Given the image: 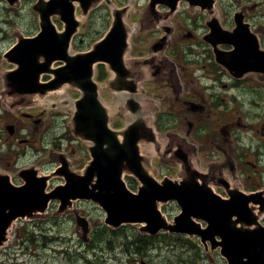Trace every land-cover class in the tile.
Here are the masks:
<instances>
[{
	"label": "water",
	"instance_id": "obj_1",
	"mask_svg": "<svg viewBox=\"0 0 264 264\" xmlns=\"http://www.w3.org/2000/svg\"><path fill=\"white\" fill-rule=\"evenodd\" d=\"M100 1L37 0L34 9L38 13L39 32L18 37L5 54L16 65L2 74V93L7 103L13 108L40 105L69 112L72 131L82 138L91 159L84 169L75 171L60 157L62 166L53 174L62 175L65 183L49 192L45 189L52 174L37 176L32 169H23L19 172L24 180L22 185H14L9 175L0 174V246L15 218L41 213L52 198L61 201V210L81 198L96 201L105 210L104 221L112 227L139 223V230L150 234L165 230L197 235L205 244L209 242L211 249L219 247L226 264H264V225L259 222L264 195L244 193L221 177H211L212 173L198 167L190 146L172 135L160 140L151 127L152 104L140 97L139 84L165 63L160 57L169 32L165 20L151 21L165 30L153 44L151 55L130 58L127 52L132 27L127 14L133 0L122 7L105 0L112 15L106 34L88 51L70 49L72 35L85 23L89 9ZM155 1L144 12L145 19L152 20L150 12ZM77 5L81 8L80 16L75 14ZM53 15L64 23L62 30L56 29ZM233 55L245 65H253V69L257 63V69L264 74V51L239 49ZM56 60L63 63L53 67ZM98 62H105L111 71L104 84L114 93L111 100L99 95L101 84L93 79ZM43 73L51 79L41 81ZM66 89L78 90L79 97L70 98ZM53 93L60 100L47 98ZM69 104L73 108H68ZM116 114L125 119V125L119 129L109 124ZM153 156L177 164V174L155 179L150 166ZM125 173L140 182L136 192L126 186ZM213 184L222 185L228 197L214 193ZM171 200L180 212L167 220L160 205ZM199 219L206 225L202 226ZM77 222L86 232L87 222L79 218Z\"/></svg>",
	"mask_w": 264,
	"mask_h": 264
},
{
	"label": "flooded vegetation",
	"instance_id": "obj_2",
	"mask_svg": "<svg viewBox=\"0 0 264 264\" xmlns=\"http://www.w3.org/2000/svg\"><path fill=\"white\" fill-rule=\"evenodd\" d=\"M19 1L20 5L16 6L8 0H0V6L8 12L9 19L22 17V8L14 7H22L23 2L32 5L36 0ZM122 1L119 0L120 3ZM165 1L168 2H162ZM174 1L177 7L168 14V40L160 52V57L168 63L155 71L152 79L145 81L142 88L143 96L154 104L152 122L162 135L174 128V133L188 141L199 167L212 173L211 177H221L244 191L262 188L263 169L260 171L257 167L259 163L249 157L250 151L258 159L261 153L258 145L253 144L254 135H244L247 132L242 127V113L249 115L252 121L256 119L258 100L263 98V79L260 73L251 70L234 73L232 63L228 61L230 57L226 56L234 49L256 45L264 48V0H169ZM158 6L166 11L162 4ZM165 11L160 18L167 15ZM31 12V21L37 25V15ZM156 16L154 14L153 18ZM144 20L152 21L150 17ZM3 23L6 22L1 19L0 24ZM239 27L241 30H233ZM219 28L234 32V39H226L225 42L213 39L212 31ZM2 30L0 28V32ZM160 33L155 30L147 40L152 36L156 38ZM150 49V45L145 46L137 54L150 56ZM215 49L228 62L219 63ZM1 58L5 67L0 69L10 68V64ZM234 63L244 67L238 57H235ZM14 113H22L31 122L36 120V125L42 124L44 112H23L20 109ZM261 120L249 124L253 127L249 134L259 131V127L264 129L260 126ZM158 138L161 140L164 137L161 138L158 133ZM19 142L28 140L23 138ZM260 143L263 142L260 140ZM248 146L250 150H247ZM212 187L218 196L228 197L222 185L213 184Z\"/></svg>",
	"mask_w": 264,
	"mask_h": 264
},
{
	"label": "rangeland",
	"instance_id": "obj_3",
	"mask_svg": "<svg viewBox=\"0 0 264 264\" xmlns=\"http://www.w3.org/2000/svg\"><path fill=\"white\" fill-rule=\"evenodd\" d=\"M139 10L136 7V12ZM7 14L8 12L0 6V21L4 19L6 22L0 24V28H3L0 32V67L2 68L5 67V64L2 62L1 55L15 40L12 34L14 28L21 27L25 34H34L38 29L25 10L22 17L15 20L9 19ZM100 14L98 11L90 13L86 25L81 29V33L75 40L74 49H87L106 30L108 19L101 17ZM146 34V32H138L132 37L131 42L136 49L140 48L145 41L148 43L151 40H147L149 35ZM66 94L69 97L77 96V92L73 90H68ZM100 94L104 100L112 99L111 93L103 85ZM258 102L259 105L256 109L258 114L253 123L260 122V118L264 117V92L263 98H260ZM68 108H73V105L69 104ZM39 110H41V107L27 108L22 111L37 113ZM69 117L70 114L67 111L56 107L46 111L43 115L42 124L36 125L35 121L31 122L24 118L22 113L11 112L0 101V168L7 170L13 176L19 168L29 164H34L43 168L45 172H50L55 167V162L51 160V154L61 151L70 158L75 168L81 169L85 161L89 159V154L87 148L83 147L82 141L72 134ZM123 123L124 119L117 115L113 117L111 125L116 127L122 126ZM7 125L13 126L11 132L6 129ZM260 126H264V119L261 120ZM263 133L264 129L259 127V131L256 133L248 134L254 135L253 144H257L259 152L263 153L261 155L262 159H264ZM23 138H26L28 142L20 143L19 141ZM260 140L263 143H260ZM249 157L253 160L256 156L251 152ZM155 166L159 168L157 175L160 176L165 174L174 175L177 169L173 165L163 166L160 164ZM61 181L60 176L53 177L50 186ZM127 182L132 189L137 190L139 183L136 180L128 177ZM56 207L54 203L51 212L48 211L39 218L21 220L23 222L17 221L15 232L11 231V242H8L7 246L0 250V264H144L141 259L149 264L195 263L194 257L184 256V254H187L184 252L187 249L182 248L181 245L186 242H181L178 249L172 244H165L173 237L169 235L165 238H155L156 240L161 239V243H156L158 245L156 248L150 246L148 250H142V253L137 252V260L129 258L121 249H124L123 242L126 243L135 239L132 235L126 239L124 235L130 233L131 228L119 229L120 231L116 235L115 233L103 232L101 235L96 236L91 245H80L77 240L79 233L75 226L73 212L69 211L61 213V215L52 211ZM162 207L167 211L169 217L175 215L179 210L175 202L166 203ZM75 208L80 214L88 215L90 228L93 229L97 224L99 227L102 226L100 221L105 216L104 210L102 211L96 204L90 201H81L76 204ZM130 227L136 228V225ZM22 238L25 240H21ZM14 242L17 245L12 247ZM130 246L134 247L135 245ZM220 258H218L219 264H225V259ZM198 263L208 264L209 261L200 260Z\"/></svg>",
	"mask_w": 264,
	"mask_h": 264
},
{
	"label": "trees",
	"instance_id": "obj_4",
	"mask_svg": "<svg viewBox=\"0 0 264 264\" xmlns=\"http://www.w3.org/2000/svg\"><path fill=\"white\" fill-rule=\"evenodd\" d=\"M100 234L98 235H101L103 233V230L99 231ZM98 232V233H99ZM96 236V235H95ZM178 237H176L177 239ZM151 238L150 240L146 239L145 237H142V235H135V241H134V245H135V249L136 251H139L141 252L147 245H152V242H151Z\"/></svg>",
	"mask_w": 264,
	"mask_h": 264
},
{
	"label": "bare ground",
	"instance_id": "obj_5",
	"mask_svg": "<svg viewBox=\"0 0 264 264\" xmlns=\"http://www.w3.org/2000/svg\"><path fill=\"white\" fill-rule=\"evenodd\" d=\"M250 256H251V254H250Z\"/></svg>",
	"mask_w": 264,
	"mask_h": 264
}]
</instances>
